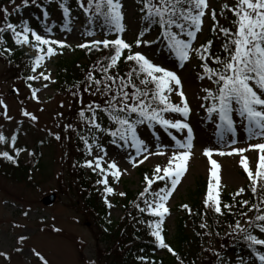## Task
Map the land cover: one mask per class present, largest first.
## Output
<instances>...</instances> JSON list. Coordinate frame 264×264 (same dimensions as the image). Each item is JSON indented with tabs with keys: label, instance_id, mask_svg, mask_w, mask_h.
Masks as SVG:
<instances>
[{
	"label": "snow or ice",
	"instance_id": "6c2138e0",
	"mask_svg": "<svg viewBox=\"0 0 264 264\" xmlns=\"http://www.w3.org/2000/svg\"><path fill=\"white\" fill-rule=\"evenodd\" d=\"M10 2L14 6L11 12L7 7L0 8L4 21L0 27V57L13 55V50L6 46V33L11 34L19 48L27 47L35 52L27 62L30 74L20 77L30 89L33 100L38 101V93L56 83L46 61L62 55L64 49L73 50V44L68 42L70 36L80 41L75 48L89 54L107 52L90 66L83 80L67 88L81 105L77 116L83 127L77 128L74 123L63 125L65 134L73 132L82 142L86 157L82 163L76 162L73 166L86 167L101 177L96 184L103 185V203L107 208L114 207L110 196L126 195L123 191L116 193L110 185V178L118 184L127 172L126 168L119 167L121 160L136 168L150 157H163L165 164L157 163L151 175H144L145 187L132 202L137 211L132 219L148 230L156 248L167 250L178 264H184L181 256L165 240V223L171 215L170 198L190 171L196 138L194 128L207 122L210 128H201L207 141L202 155L207 159L208 168L203 199L205 212L199 228L208 229L204 219L208 210L217 216H224V210L236 216L233 210L239 205L240 218L235 219L234 224H228L229 231L225 236L234 243L242 242L250 250V255L237 254L233 260L223 251H206L212 252L214 264H264V238L260 235L264 234V0H237L234 7L223 5L220 15H224L225 9L232 12L234 31L220 25L212 0H134L137 7L132 11L138 12L139 18L131 20H126L128 12L124 0H75L77 9L85 17L83 25L78 24L79 17L73 15V0H43L42 4L38 0H22L21 5H16V0ZM51 3L58 4L61 23L52 20L47 10ZM30 5L42 7L43 23L39 30L28 20L9 22L13 12L18 13ZM206 14H210L213 21V35H223V56L211 52L212 39L196 46L198 35L203 34ZM126 32L132 35L126 36ZM165 51L172 57L171 65L160 58ZM193 55L201 62L202 72L197 74V79L201 82L207 79L214 85V88L202 86L200 89L204 95H198L197 99L206 115L195 126L190 122L193 110L185 91L188 77L182 78L178 74L185 70L186 62H191ZM209 61L215 66H210ZM121 62L128 65L124 73L119 71ZM8 63L11 64L12 60L9 59ZM41 81L46 82L42 87L33 86V82ZM84 94L101 99L85 104ZM173 96L178 97L179 102H173ZM0 105L5 120H12L2 97ZM21 112L31 122L38 119L26 109ZM102 117H106L107 123ZM18 124L22 126L23 120ZM160 130L164 136L158 134ZM48 135L58 142L69 138L67 135L62 138L59 132L49 131ZM105 138H108L106 143ZM17 139V134L11 136L13 146ZM7 142L0 131V143ZM109 145L115 148L112 155H109ZM24 150L16 148L15 157L18 158ZM215 156L238 158L255 202L237 200L246 191L243 186L232 194L233 203L222 202V165ZM0 157L12 164L17 163L9 151L0 152ZM157 184L161 186L154 189ZM181 207L192 213L188 204ZM23 214L28 215L27 212ZM203 234L211 235V232ZM216 236H220L218 231ZM25 239L19 237L20 242ZM226 247L221 245V249ZM33 252L43 264H49L40 252L35 249ZM0 257L8 258L3 251H0ZM135 259L138 264H157L144 255H137Z\"/></svg>",
	"mask_w": 264,
	"mask_h": 264
},
{
	"label": "rangeland",
	"instance_id": "374dc122",
	"mask_svg": "<svg viewBox=\"0 0 264 264\" xmlns=\"http://www.w3.org/2000/svg\"><path fill=\"white\" fill-rule=\"evenodd\" d=\"M41 1L43 3V0ZM124 3L128 12L126 20L138 19L139 13L132 11L137 7L134 0H124ZM212 3L216 10H221L223 0H212ZM21 4L22 0H16V5ZM30 6L22 8L18 13L13 12L10 17L16 19L19 16L22 20H28L32 27L39 30L41 25L32 14L33 8L32 5ZM3 7H7L11 12L14 6L10 0H0V8ZM49 13L52 20L57 23L62 22V14L57 8H53ZM73 15L79 17L78 24L83 25L85 23L83 13L73 11ZM41 22L43 23V17H41ZM3 23V16L0 14V27L3 26ZM212 23L210 14H206L203 34L198 35L196 46L206 41ZM125 35L129 36L132 33L126 32ZM68 42L75 47V44L80 41L70 36ZM157 51L160 50L157 49ZM59 56L57 55L50 61H46V67L51 70L54 80V61ZM65 56H68V54ZM160 58L166 64L171 65L173 63L172 57L166 51L161 53ZM198 73L201 72L198 70V63L194 55L191 62H186L185 70L178 72L182 78L188 77L185 91L193 110L190 115V122L194 126L206 115L204 109L199 106L201 101L197 99L198 95H204L200 90L201 87H214L207 79L203 82L199 81L197 79ZM43 83L46 82H33V86L42 87ZM0 97L4 99L8 106V115L13 118L12 120H5L3 106L0 105V131L3 132L8 141L7 143H0V152L9 151V154H15L16 148H24L25 150L21 152L18 159L28 163L39 155L44 166L43 170L35 171L32 174V180L28 179L24 182L8 178L3 171H0V251L5 252L8 257L7 259L0 257V264H43L39 257L35 255L33 249L40 252L49 264H90L91 261H94L95 264H107L104 262L103 256L99 254V249L105 244L99 238L95 217L82 211L80 199L75 195L76 191L67 188L68 179L71 176L70 171L74 168L71 165L74 163H70L72 155L69 156V161L67 159L64 163L66 151L72 150L70 137L68 136L72 132L65 134L63 125L74 123L77 128L83 127L77 116L81 107V105L78 106V100L74 99L70 93H59L56 89V83L50 84L47 89L38 93V101L33 100L30 96V89L26 86L24 80L20 79L18 74L12 75L3 57H0ZM90 99L92 97L88 96L84 101ZM75 100L76 104H74ZM173 102H179V98L173 96ZM61 104H63V107H61ZM75 106L78 107L75 108L76 112L72 117L71 111ZM22 109L36 115L37 121L31 122L29 118L23 117ZM41 109L43 110L41 111ZM21 120H23L22 126L18 124V121ZM57 124L60 125L59 128L56 127ZM201 128L209 129L210 126L205 122L194 128L196 138L194 139V156L190 162V171L183 178L182 183L178 185L176 192L169 201L171 215L166 220L164 235L170 246L171 244L167 240H172L175 234L178 211L183 209L181 207L182 203L190 202L196 194L199 196V200L203 202L206 194L208 165L202 151L207 146V141L203 138L204 134L201 132ZM17 129H19L18 132ZM49 131L52 133L59 132L62 138L65 135L69 138L58 142L54 137L48 135ZM13 134L18 136L14 146L11 143ZM158 134L165 135L162 130ZM107 139L105 138V143ZM108 151L109 155H112L115 152L114 146L109 145ZM29 152L32 155H29ZM87 158L90 159L91 157ZM214 158L222 165V191L231 192L237 191L241 186L248 187L249 182L246 179V174L239 167L238 158L227 156H215ZM157 163L163 165L166 161L163 157H150L142 165L132 168L130 164L121 160L119 167L121 169L126 168L127 172L122 175L118 184L110 178V185L114 187L116 193L122 191L123 186L140 193L145 187V182L144 176L141 177L138 174V169L143 167L150 170L148 174L151 175ZM82 169L86 175L95 174L86 167ZM96 176L98 177L97 174ZM61 177L65 179L63 182ZM100 178L98 177V179ZM96 186L98 190L102 191L101 195L103 196V185L96 184ZM159 186L161 185L157 184L153 188L156 189ZM50 194L55 195L54 202L44 204L42 202L43 198ZM117 196L118 194L109 197L114 207L108 209L106 206L104 215L106 222L109 220L120 221L123 217L121 207L113 200ZM221 199L223 202L222 196ZM24 212H27L28 215L25 216ZM54 229H60V231ZM260 235L264 238V234ZM21 236L26 237L23 242L19 241ZM17 248H20L21 251H16ZM164 252H167V250L154 247L152 254L154 257H159Z\"/></svg>",
	"mask_w": 264,
	"mask_h": 264
},
{
	"label": "trees",
	"instance_id": "16d2710c",
	"mask_svg": "<svg viewBox=\"0 0 264 264\" xmlns=\"http://www.w3.org/2000/svg\"><path fill=\"white\" fill-rule=\"evenodd\" d=\"M236 2L237 0H223L222 7L224 4H228L229 7H234ZM38 3L42 4V1L38 0ZM32 8V14L41 25V17H43V12L41 11L42 7L32 5ZM53 8H57L58 11L61 12L57 3L49 4L48 11L50 12ZM71 8L73 11L82 13V11L77 9L75 0H73ZM221 10H216L217 19L219 20L220 25L229 27L234 31L235 28L233 27L232 21L235 17L232 15V12L225 9L224 15L221 16ZM14 18L15 17H10L9 22L19 23L22 21L19 16H17L16 19ZM211 29L212 27L210 28L207 39L203 44H205L208 39H212L214 43L211 52L223 56V35H213ZM154 30L157 31L158 29ZM5 40L7 41L6 46L13 50L12 57H8L7 54L3 57L7 62L9 71H11L13 76L18 74V76L21 77L22 75L30 74V68L27 66V62L34 57L35 52L27 47L21 49L16 46L10 33L5 34ZM66 54H68V56H65ZM106 54V51L89 54L86 50L75 47H73V50L64 49L63 54L54 61L56 89L58 92L62 94L69 93L67 91L68 86L73 85L77 81L83 80L84 75L89 70L90 66ZM9 59L12 60L11 64L8 63ZM195 59L198 63V70L202 72L200 67L201 62L197 58ZM209 64L210 66H215L211 64V61H209ZM127 70L128 65L121 62L119 64V71L124 73ZM97 76L99 78V73H97ZM88 96V94H84L83 99L85 100ZM91 97L92 99L84 101V103H88L91 100L101 99L98 96ZM75 102L76 100L74 101V104H76ZM78 106H80V104ZM78 106H75L71 111L72 117L76 112L75 108ZM102 118L104 119V122L107 123L106 117ZM68 136L70 137L72 150L66 151L64 155V163L67 159V161H69V156L71 155L70 163H82L83 158L85 157L82 150V142L73 132ZM78 149L80 150L78 151ZM10 155H13L14 158H16L15 154ZM16 159L17 163L12 164L11 162L4 160L2 157L0 158V171H3L6 177L12 178L15 181L24 182L28 181V179L32 180L33 178L31 177H33L32 174L35 171H41L44 169L39 155L28 163H24L18 158ZM67 167L69 169V165ZM70 172L71 176L68 179L69 182L66 181L68 182L67 188L76 191L75 195L80 199V207L82 208V211L95 217L98 235L100 236L99 238L103 240V243L105 244V246L99 249V254L103 256L102 258L104 262L107 264H138L135 257L137 255H144L157 261V264H161V262L162 264H178L176 258L169 252H164L159 257H154L152 254L155 247L153 238L148 235V230L143 225L138 224L132 219V217L137 215V211L133 207L132 202L137 199L139 194L138 191H133L128 187L123 186L122 191L125 192L126 195L124 197L118 195L113 198L114 202L121 207L123 217L120 221H111V223H108L104 220L106 205L103 203V196L101 195L102 191L98 190L96 186V181L98 179L96 174L86 175L80 167H74ZM148 172H150V170L143 167L138 169V174L141 177L146 173L148 174ZM61 178L63 182L65 179L63 177ZM235 192L236 191H222L221 196L223 198V203H233L232 194ZM194 196V199L190 200V202L182 203V205L188 204L192 209V213L189 214L186 209H180L178 211L175 234L172 237V240H167L171 244V247L181 256L184 264H193V262H195V264H214L215 257L212 255L211 251H206V249L223 251L233 260L237 254L243 257H248L250 255V250H248L242 242L234 243L232 239L225 236V233L229 231L228 224H234L235 219L240 218L239 211H241V209L239 208V205L233 210L237 213L236 216L227 214V210H224L226 213L224 216H217L214 212L208 210L207 216L204 219H206L209 227L208 229L201 230L199 224L202 222V214L205 212V209L203 202L199 200V196L197 194ZM240 199H249L250 201L255 202V198L249 187H246L244 194L237 197V200ZM129 213H131V216ZM249 215L252 214L250 213ZM145 219H148V217H145ZM205 231L211 232V235H204L203 233ZM217 231L220 233L219 237L216 236ZM197 233H201V235H197ZM222 244L227 246L226 249H221Z\"/></svg>",
	"mask_w": 264,
	"mask_h": 264
},
{
	"label": "water",
	"instance_id": "95a60500",
	"mask_svg": "<svg viewBox=\"0 0 264 264\" xmlns=\"http://www.w3.org/2000/svg\"><path fill=\"white\" fill-rule=\"evenodd\" d=\"M55 200V195L54 194H50V195H47L46 197L43 198L42 202L44 204H51L53 203Z\"/></svg>",
	"mask_w": 264,
	"mask_h": 264
}]
</instances>
